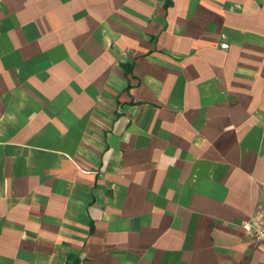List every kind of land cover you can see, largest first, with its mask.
I'll use <instances>...</instances> for the list:
<instances>
[{
  "label": "crops",
  "instance_id": "1",
  "mask_svg": "<svg viewBox=\"0 0 264 264\" xmlns=\"http://www.w3.org/2000/svg\"><path fill=\"white\" fill-rule=\"evenodd\" d=\"M264 0H0V264H264Z\"/></svg>",
  "mask_w": 264,
  "mask_h": 264
},
{
  "label": "built area",
  "instance_id": "2",
  "mask_svg": "<svg viewBox=\"0 0 264 264\" xmlns=\"http://www.w3.org/2000/svg\"><path fill=\"white\" fill-rule=\"evenodd\" d=\"M244 229L259 241L264 242V216L252 218L244 225Z\"/></svg>",
  "mask_w": 264,
  "mask_h": 264
}]
</instances>
